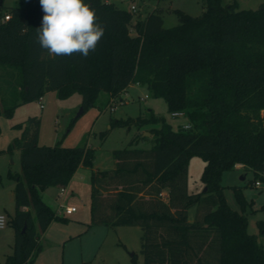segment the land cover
Segmentation results:
<instances>
[{
	"label": "trees",
	"instance_id": "trees-1",
	"mask_svg": "<svg viewBox=\"0 0 264 264\" xmlns=\"http://www.w3.org/2000/svg\"><path fill=\"white\" fill-rule=\"evenodd\" d=\"M202 1L200 16L175 11L180 23L167 28L156 12L133 27L130 11L85 0L105 29L87 58L49 56L39 47L36 28L44 15L39 0L5 11L2 5L0 67L19 71L21 102L0 116L11 118L18 106L51 91L61 99L80 94L85 112L101 93L115 100L132 85L146 86L151 96L165 100L169 113H183L192 128L175 130L153 113L115 121L152 126L154 146L116 151L114 169L93 171V223L140 227L143 264H264V245L247 232L246 216L227 205L221 186L222 174L237 165L264 179V3L239 10L236 2ZM6 15L9 21L2 22ZM27 123L16 125L21 137L0 151L1 156L19 150L21 163L20 173L8 174L15 182L10 220L15 242L6 264H34L42 250L37 225L44 232L52 222L66 221L42 193L67 187L81 166L93 168V150L39 146L40 121ZM194 156L205 161L207 190L190 194L188 166ZM132 260L138 264L136 255Z\"/></svg>",
	"mask_w": 264,
	"mask_h": 264
},
{
	"label": "rangeland",
	"instance_id": "rangeland-1",
	"mask_svg": "<svg viewBox=\"0 0 264 264\" xmlns=\"http://www.w3.org/2000/svg\"><path fill=\"white\" fill-rule=\"evenodd\" d=\"M102 1L114 3L130 11L134 16L133 27L137 20L144 19L152 12L162 16L165 27L170 28L180 23L175 11H182L193 17L200 16L205 11L202 0ZM234 2L237 3L239 10H257L264 0H222L223 5ZM25 5L26 0H4L3 10ZM133 8L135 10H132ZM131 34H136L134 28L131 29ZM19 91V71L0 67V112H3L5 107L21 102ZM112 100L107 94L101 93L95 105L77 117L81 110L82 96L75 93L61 99L56 91H51L45 93L39 101L18 106L11 118L3 114L0 116V151L8 150L14 141L21 137L23 131L16 128V125H26L29 119L36 118L40 121L39 146L50 147L57 144L65 148L87 146L94 152L93 168L81 166L71 179L64 197L61 196L60 187H51L42 193L44 202L57 214L61 211L62 202L65 206L76 207L77 212L64 217L66 221L52 222L44 232L36 223L42 250L36 256L34 264H134L132 258L135 255L137 259L141 258V261H137L138 264H143L141 254L143 231L140 227H113L109 223H93V170L114 169L116 151L151 150L154 146V138L150 133L152 126L138 128L135 124L116 125L115 121L137 120L153 113L164 118L175 130L184 125L191 129L192 122L186 116L172 117L165 100L151 96L146 86L134 85L128 88L126 93H122L120 98L113 102ZM204 169L203 158L194 156L190 159L188 166L190 194L204 192L206 188L202 182ZM9 172H21L20 151L17 149L0 156V192L4 194L10 185L15 184L8 178ZM256 181L261 185L256 186ZM221 186L227 205L246 216L247 232L256 236L264 245V179L256 177L251 171L235 167L222 174ZM113 188L114 186L109 189L114 191ZM237 193L241 194L244 204L238 199ZM163 199L166 203L169 201L165 193ZM0 205L7 207L10 216L13 217L15 204L13 201L12 207H9L11 205L9 196L0 198ZM195 215V209L192 208L189 211L190 221H194ZM10 227L12 228L9 223L5 230L0 231V239L7 240L6 234L13 232ZM13 235L10 241L0 244V264H6L7 257L12 254ZM131 254H134L133 257Z\"/></svg>",
	"mask_w": 264,
	"mask_h": 264
},
{
	"label": "clouds",
	"instance_id": "clouds-1",
	"mask_svg": "<svg viewBox=\"0 0 264 264\" xmlns=\"http://www.w3.org/2000/svg\"><path fill=\"white\" fill-rule=\"evenodd\" d=\"M44 13L36 28L35 42L49 56L79 54L85 58L96 50L105 29L85 0H39Z\"/></svg>",
	"mask_w": 264,
	"mask_h": 264
},
{
	"label": "crops",
	"instance_id": "crops-1",
	"mask_svg": "<svg viewBox=\"0 0 264 264\" xmlns=\"http://www.w3.org/2000/svg\"><path fill=\"white\" fill-rule=\"evenodd\" d=\"M145 18V17H144ZM131 87H134V85H132V86H130L129 88H131ZM128 90V89H127ZM127 90H125L124 92L126 93L127 92ZM123 92V93H124ZM122 95V94H121ZM121 97V96H120ZM122 99V98H121ZM3 151V150H2ZM2 156V155H1ZM236 167H238V168H242V166L241 165H237ZM93 171H100V170H93ZM14 186H15V184L14 185H10V188L6 191V193L4 194L3 192L1 193L0 192V198H2L3 196H6V197H10V206L9 207H12V202L14 201V204H15V200H14ZM69 186V185H68ZM68 186L67 187H64L63 189L65 190V192L64 193H62V188H61V196L62 197H64V195L66 194V192L68 191ZM166 195H167V192H164ZM42 198H43V196H42ZM44 201V200H43ZM62 203H64V202H62ZM65 205V204H64ZM15 206V205H14ZM11 209H13V208H11ZM23 210H25V211H27L28 210V208H24ZM10 210H8V208L7 207H5V206H1L0 205V214H3V215H5V216H7V218H8V225H9V223H10V218H12L11 216H10V212H9ZM77 212V211H76ZM75 212V213H76ZM14 213H15V207H14V210H13V216H14ZM9 216V217H8ZM7 225V226H8ZM11 228V227H10ZM6 229V228H5ZM5 229H2V230H5ZM11 230H13V232H14V229L13 228H11ZM1 231V230H0ZM12 232V231H11ZM7 233L6 234V236H5V238L7 237V240H5L6 242L9 240L10 241V239H11V237H12V235L14 236V242H15V233ZM4 241V239H0V244L1 243H4L5 242ZM14 245V244H13ZM12 250H13V247H12ZM137 261L139 262V261H141V258L140 259H137Z\"/></svg>",
	"mask_w": 264,
	"mask_h": 264
},
{
	"label": "built area",
	"instance_id": "built-area-1",
	"mask_svg": "<svg viewBox=\"0 0 264 264\" xmlns=\"http://www.w3.org/2000/svg\"><path fill=\"white\" fill-rule=\"evenodd\" d=\"M132 10H135V8H133ZM10 17L8 15H6L3 19L2 22H6L9 21ZM113 102V100H112ZM41 107L43 108L44 105L42 104ZM113 110V109H112ZM172 117L177 118V117H183L184 114L183 113H173L171 114ZM189 126L188 125H184V128L187 129ZM261 176L264 178V171L261 173ZM256 186H260L261 183L259 181L255 182ZM65 190L62 188V193H64ZM60 210L58 215L59 216H63V217H67L70 215H73L76 211L77 208L74 206H65L64 203L61 204L60 206ZM8 225V218L7 216L0 214V230L5 229Z\"/></svg>",
	"mask_w": 264,
	"mask_h": 264
},
{
	"label": "water",
	"instance_id": "water-1",
	"mask_svg": "<svg viewBox=\"0 0 264 264\" xmlns=\"http://www.w3.org/2000/svg\"><path fill=\"white\" fill-rule=\"evenodd\" d=\"M4 3V0H0V7L3 5ZM84 113V110L81 108L80 112L78 113L77 117H80L82 114ZM207 189L205 188L204 189V192L206 191ZM134 254H131V257H133Z\"/></svg>",
	"mask_w": 264,
	"mask_h": 264
}]
</instances>
